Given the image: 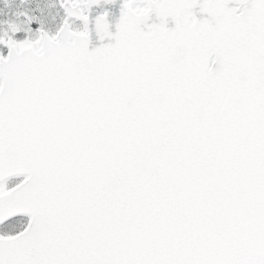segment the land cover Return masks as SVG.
Wrapping results in <instances>:
<instances>
[{"label": "snow or ice", "instance_id": "obj_1", "mask_svg": "<svg viewBox=\"0 0 264 264\" xmlns=\"http://www.w3.org/2000/svg\"><path fill=\"white\" fill-rule=\"evenodd\" d=\"M0 264H264V0H0Z\"/></svg>", "mask_w": 264, "mask_h": 264}]
</instances>
